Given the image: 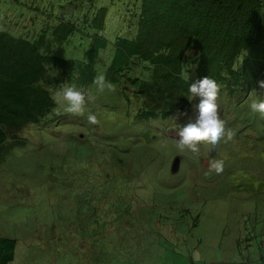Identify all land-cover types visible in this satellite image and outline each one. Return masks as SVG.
Returning <instances> with one entry per match:
<instances>
[{"label": "trees", "instance_id": "trees-1", "mask_svg": "<svg viewBox=\"0 0 264 264\" xmlns=\"http://www.w3.org/2000/svg\"><path fill=\"white\" fill-rule=\"evenodd\" d=\"M98 74L115 87L114 93L105 89L104 109L117 115L123 113L120 106L125 107L126 127L124 123L115 133L104 135L117 139L126 136L125 131L130 140L136 131L169 118L175 120L171 130L178 132L187 123L184 117L175 118L178 111H190L198 101L190 100L188 93L195 80L209 76L217 81V103L234 96L242 101L253 89L259 90L257 81L264 80V0H0V165L6 164L10 172L13 165L7 158L30 145L29 138L21 136L26 127H36L40 133L60 132L61 126L75 123L78 128L67 133L65 143L74 149L83 147L85 154L68 152L72 147L66 144V154L58 163L47 156L32 168L40 176L46 172L57 176L61 185L51 199L78 192L80 201L92 206L94 198L84 195L90 190L96 194L98 220L93 223L84 214V223L63 227L60 231L68 243L67 256L61 255L72 263L84 260L86 249L87 264H157L154 260H162L168 252L181 254L178 229L174 235L163 227L155 230L151 211L142 201L134 207L133 202L110 196L103 180L93 188L81 182V178L106 179L118 184L121 170L112 166L105 171L110 168L106 161L113 163L117 156L112 148L117 140L103 144L93 136H100L97 125L87 123V127L79 116L58 110L53 99V92L63 84L81 90L95 86ZM134 102L139 104L135 111ZM122 143L126 141L118 142L125 147L122 150L132 151L131 145ZM165 163L161 153L150 154L143 164L137 162L127 175L130 179L121 185L123 192L138 174L145 176L144 184L159 187ZM122 207L126 210L119 218L111 214ZM78 208L77 219L84 211ZM174 212L194 242L191 230L196 218L184 216L183 207ZM69 235L82 238L86 248L71 249ZM115 236L121 237L106 245ZM182 243L187 247L185 240ZM16 253L17 240L0 235V264H11Z\"/></svg>", "mask_w": 264, "mask_h": 264}, {"label": "rangeland", "instance_id": "rangeland-1", "mask_svg": "<svg viewBox=\"0 0 264 264\" xmlns=\"http://www.w3.org/2000/svg\"><path fill=\"white\" fill-rule=\"evenodd\" d=\"M56 91L59 89L54 92ZM83 91L93 98L87 105L86 114L87 110H91L99 120L96 133L100 136H93H97L103 144L117 140V143L112 144L117 156L113 163L111 159L106 161L110 168L105 171L113 170L112 166L117 167L121 170L122 177L118 180L119 185L108 183L116 181L106 179L89 181L81 178V182L93 188L97 182L103 180L105 190L110 196H117L126 203L133 202L131 206L134 207L143 204L148 207L151 211V226L155 230L163 227L174 235L178 229L176 235L181 238L178 247L181 254L173 256L168 252L162 256V260H154L155 263L264 264V118L253 114L248 107L256 96H249L242 101L240 97L234 96L218 102L219 115L225 121L226 132H233L234 137L231 141L222 140L216 146L217 154L211 156V146L206 144L199 146V154L187 150L180 152L177 148L178 132L170 127L175 122L171 120L173 118H169L167 122L151 124L142 132L136 131L130 140V135L125 131L122 132L126 136L121 135L117 139L104 135L115 133L124 123V128L126 127L125 107L120 106L123 113L115 115L110 109H104L107 108L102 102L105 91L99 92L96 86ZM257 95L264 99V89L257 90ZM138 105L132 103L134 111ZM65 107L66 105H58L57 108L66 112ZM187 113V116H183V121L187 122L189 117L194 119L192 108ZM77 118L89 127L86 115ZM29 127L31 126L21 132V136L29 138L30 145L15 150L7 158L11 159L13 169L9 172L6 164L0 165V234L17 240V253L11 264H87L89 260L86 259V249L84 260H74L71 263L60 255L58 245L65 246L63 252L67 256V235L64 237L60 230L63 227L68 229L74 221L77 222L78 207H83L81 214H85L87 220L93 223L98 220L95 208L97 213L100 212L95 192L90 190L84 195L85 199L94 198L92 206L88 202H81L78 192L66 198L51 199L50 194L54 191L58 194L57 186L61 185L56 183L57 176H52L51 172L40 176L32 170L37 161L43 162L47 156H53L55 163L64 158L67 133L76 130L78 126L72 122L67 127L61 126L60 132L49 129L44 133L38 132L36 127ZM91 132L95 133V130ZM84 133H88L86 128ZM123 140L126 143L122 144L131 145V152L130 149L122 150L125 149L123 145L119 146L118 142ZM67 145L73 148L71 144ZM217 147L222 150H217ZM72 148H68V152L77 150L82 155L85 154L83 147ZM157 153L166 156L164 178L160 180V186L150 187L149 184H144L145 176L140 177L138 174V180L134 178L131 186L125 184L130 188L123 192L121 185L124 180L130 179L127 175L132 172L134 165L137 162L143 164L150 154ZM175 155L184 157L181 170L176 176L171 169ZM213 160L224 161L222 174L206 175ZM24 167L27 169L24 170ZM156 188H161V191L158 192ZM45 197L47 198L44 199ZM180 207H183L184 216L198 218V225L191 230V239L194 242L189 241L190 232L181 227V216L174 212ZM125 210L122 207L120 212L113 210L111 214L119 218ZM103 214L108 215L105 212ZM185 221L187 223L186 217ZM120 237H112L106 245L117 242ZM182 239L186 241L187 247H184ZM123 261L128 263L133 260Z\"/></svg>", "mask_w": 264, "mask_h": 264}, {"label": "clouds", "instance_id": "clouds-1", "mask_svg": "<svg viewBox=\"0 0 264 264\" xmlns=\"http://www.w3.org/2000/svg\"><path fill=\"white\" fill-rule=\"evenodd\" d=\"M190 67L194 68L195 65ZM235 70V66H234ZM186 80L189 79L188 76L184 77ZM99 92H104L105 89L108 91H115L114 85L107 81L105 75L98 74L93 81ZM257 86L259 89H264V80L257 81ZM220 86L217 81L209 76H204L192 82L188 86V93L190 100L198 99V103L192 105V111L194 112V119L189 117L187 123H184L178 130V141L177 148L180 152L185 150L193 153L199 154L200 145L206 144L210 145L212 150L210 155H216V146L225 140L231 141L234 137V133L231 131L226 132L225 121L220 118L219 115V105L217 103V98L219 95ZM53 99L58 105H66L65 111L71 113L75 116L84 117L86 115V120L89 125H98L99 120L97 115L91 110L86 109L87 105L92 102V97L88 94L78 89L75 85L63 84L61 85L59 91L54 92ZM250 96H256V99H252L248 105L249 110L253 114H259L261 118H264V99L258 98L257 90L253 89ZM187 110L178 111L176 119H180L183 116H187ZM28 128V127H26ZM82 135V134H81ZM80 137L82 138L83 135ZM40 147V146H39ZM218 148V147H217ZM40 150H42L40 148ZM217 150H222L220 147ZM176 157L181 158L180 170L183 162V156L175 155L172 162ZM172 167V164H171ZM172 169V168H171ZM179 170V171H180ZM224 171V161L223 160H213L209 166L207 174L215 173L216 175L222 174ZM178 173H173L174 176ZM79 219H82L79 221ZM196 227L199 223L198 218L196 219ZM84 215L80 214L77 219V223H84ZM75 228H79L77 225H73ZM64 231V230H63ZM1 235V234H0ZM65 237V235H64ZM69 243H71L70 248L77 251L80 246H85L82 238L77 239L69 235ZM43 245V244H41ZM69 245V244H68ZM63 244L58 245V249L63 252ZM83 250V247H82ZM61 255V254H60ZM77 256H79L77 254Z\"/></svg>", "mask_w": 264, "mask_h": 264}, {"label": "water", "instance_id": "water-1", "mask_svg": "<svg viewBox=\"0 0 264 264\" xmlns=\"http://www.w3.org/2000/svg\"><path fill=\"white\" fill-rule=\"evenodd\" d=\"M82 136V135H81ZM180 164H181V158L180 157H176L174 159V161L172 162V172L173 173H178L180 170Z\"/></svg>", "mask_w": 264, "mask_h": 264}]
</instances>
